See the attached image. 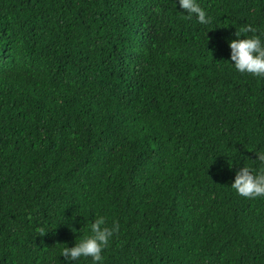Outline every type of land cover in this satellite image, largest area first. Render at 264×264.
I'll return each mask as SVG.
<instances>
[{"label":"trees","instance_id":"1","mask_svg":"<svg viewBox=\"0 0 264 264\" xmlns=\"http://www.w3.org/2000/svg\"><path fill=\"white\" fill-rule=\"evenodd\" d=\"M196 2L208 25L178 0H0V264H66L99 216L102 264H264V197L230 188L259 168L264 77L226 63L264 0Z\"/></svg>","mask_w":264,"mask_h":264},{"label":"clouds","instance_id":"2","mask_svg":"<svg viewBox=\"0 0 264 264\" xmlns=\"http://www.w3.org/2000/svg\"><path fill=\"white\" fill-rule=\"evenodd\" d=\"M178 3L189 18L195 16L197 22L204 25L211 23V17L197 4L196 0H178ZM254 31L249 26L241 29L240 32H235L237 38L228 42L230 61L234 63H226L231 64L239 73L264 77V41L256 35L240 38L241 32ZM255 154L259 168L254 171L249 166L241 167L235 173L234 182L230 186L238 196L247 199L264 197V151H258ZM104 225L103 216L94 217L89 225L90 235L81 238L74 243V246H67L61 250L60 256L64 257L66 264H75L82 258H91V264H102L104 258L101 253L119 230L118 224H114L111 228ZM72 231L75 232L74 229Z\"/></svg>","mask_w":264,"mask_h":264}]
</instances>
